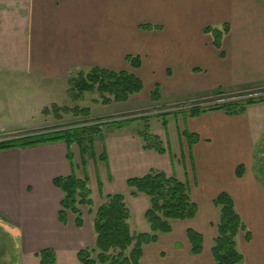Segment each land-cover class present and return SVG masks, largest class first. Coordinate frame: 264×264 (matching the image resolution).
Masks as SVG:
<instances>
[{"label":"crops","instance_id":"obj_1","mask_svg":"<svg viewBox=\"0 0 264 264\" xmlns=\"http://www.w3.org/2000/svg\"><path fill=\"white\" fill-rule=\"evenodd\" d=\"M143 25L164 32L148 33ZM224 26L227 33L216 50L204 30ZM160 35L170 37L159 44ZM192 35L195 39L186 37ZM146 52L153 58L146 64L163 69L172 97L219 89L263 94L264 0H0V140L36 132L23 116L42 113L53 103L56 83L74 70L122 72L133 55L141 59L138 70H143ZM196 71L203 75H192ZM31 82L37 89L34 100L27 95ZM22 84L30 89L24 91ZM137 124L102 136L98 152L104 159L98 156L96 165L104 166L103 182L98 190L125 194L126 206L127 200L131 203L129 225L136 234L150 233L144 219L149 200L126 197L130 179L152 170L173 175L187 182L198 207L192 221L173 222L169 234L144 246L139 264H215L211 250L220 213L213 201L221 193L231 197L246 228L236 239L243 264H264V183L252 170L253 150L264 138V103L249 106L238 117L220 111L187 117L185 129L198 140L190 150L184 147L183 155L170 152L161 133L156 136L166 153L144 150L132 131ZM74 149L78 147L71 148L75 174L83 179ZM66 155L63 143L0 152V226L20 238L17 264H40L36 254L44 249L55 252L56 264H79L78 252L94 247L91 218L83 216L82 228L71 215L66 226L58 220L63 195L52 182L70 176ZM239 165L245 168L241 178L236 176ZM188 230L202 237L200 255L190 252Z\"/></svg>","mask_w":264,"mask_h":264},{"label":"trees","instance_id":"obj_2","mask_svg":"<svg viewBox=\"0 0 264 264\" xmlns=\"http://www.w3.org/2000/svg\"><path fill=\"white\" fill-rule=\"evenodd\" d=\"M142 30L148 28L143 27ZM227 33V27L222 30L217 28H206L204 34L212 40V46L216 50H221L223 36ZM126 62L133 70L141 67L139 57L128 56ZM69 84L73 90L80 94L94 92L95 90L102 95L105 105L126 103L131 97L139 95L143 91L142 81L135 75L127 72H112L101 68H92L86 75L79 72L76 77H70ZM225 90L219 89L214 94H224ZM150 99L158 102L161 99L160 90L155 85L150 93ZM264 103V96L257 98L246 97L242 100H227L212 106L199 107L193 106L188 111L190 118L200 115L220 111L228 117H238L246 113L249 106ZM67 113V110H63ZM46 114V111L43 112ZM74 114L87 116L89 110H74ZM168 116V114L162 115ZM150 117H143L135 120L122 122H110L107 125H91L77 127L84 124L71 125L73 127L65 130L44 133L40 135H27L17 139L0 140V152L10 150H23L38 145L63 143L67 149V160L72 166V171L68 177H60L53 180V186L63 195L60 202L58 220L61 225L66 226L68 215L74 219L77 228L83 227V213L81 208L88 210L92 214L93 200L91 190L88 187L87 176L83 179L76 177L73 167L72 146H77L82 164L85 166V157L94 156V144L97 139L102 140V128L109 127L114 130L127 128L134 122H144L143 129L136 135L143 143V149L154 151L163 155L166 153L165 146L158 136L150 133ZM166 121H162L165 128ZM64 129V128H62ZM44 132V131H43ZM33 134V133H32ZM186 146L190 150L198 138L196 135L182 133ZM100 158L103 160L104 155ZM244 166L236 168V176L241 178L244 174ZM261 175V174H260ZM129 196L136 198L140 195L149 200V208L144 215L150 233L136 234L131 231L130 211L125 204V196L121 194L107 195L101 198V204L92 214L93 231L95 234L94 247L78 252L77 259L79 264H139L142 257V248L146 245L154 244L159 235L169 234L172 230L173 222L192 221L198 212L197 205L190 197V190L187 182L176 179L175 176H168L162 172L150 171L145 176L130 179L126 183ZM215 208L219 210V222L216 226V237L211 250L215 264H243L244 259L237 250L236 239L239 234L245 232L246 228L238 216L231 197L226 193L219 194L213 201ZM188 241L191 246L193 256L200 255L202 252V237L188 230ZM248 238V234L246 236ZM246 238V239H247ZM40 264H56V254L52 249H44L36 254Z\"/></svg>","mask_w":264,"mask_h":264},{"label":"rangeland","instance_id":"obj_3","mask_svg":"<svg viewBox=\"0 0 264 264\" xmlns=\"http://www.w3.org/2000/svg\"><path fill=\"white\" fill-rule=\"evenodd\" d=\"M175 10H179L178 6L180 3H174ZM142 27L148 28L149 32H157V34H161L164 31H161L159 26H147L143 25ZM147 34V32H143ZM156 35V36H158ZM155 36V37H156ZM168 37L167 35H160L158 37L159 44H162ZM187 38L195 39L196 36H186ZM201 37V36H200ZM178 40L176 39V42ZM175 42V43H176ZM134 57L136 55H133ZM152 55L150 52H146V56L142 57L143 63L151 61ZM145 60V62H144ZM127 68H123L124 72L131 73L138 77L143 83V91L136 96L130 98V100L126 103L120 104H110L105 105L103 103V97L96 90L94 92H86L83 94L78 93L73 90L69 84L70 77H76L79 72L83 74H87L91 69L85 70H74L67 76V80L63 82H58L57 89L55 92V98L50 102L48 107L42 110V113L34 114L32 112H28L29 114H25L23 118H29V126L31 129H36V132H30L27 135H40L44 133L53 132L51 130L60 131L65 130L67 128H71L76 124H84L77 127H85L91 125H107L110 122H122L126 120H135L143 117H150L148 124L150 128V133L158 135L161 133L163 135L164 140L167 143V146L173 154L177 152L179 155L180 151L183 155V149L186 147V141L182 137V133L186 130L185 119L189 117L188 111L193 106L199 107H207L212 106L217 103H221L227 100H242L246 97L257 98L264 96L260 91H225L224 94H214V92H206L205 94H190L182 97H172L170 95L169 84L166 83L165 74L163 73V69L159 70V65H145L143 70H133L130 68L129 63H126ZM152 70V71H151ZM192 75L198 76L203 75L202 72L196 71L192 72ZM158 85L160 90L161 99L158 102H153L150 99V93L153 91L155 85ZM28 84H22L23 90L30 89ZM31 90L27 93L32 94V100L37 98L35 95L37 93V89L35 83L31 82ZM59 89V90H58ZM43 98V95H40ZM50 98L48 97V103ZM89 110V114L84 116L82 114H78L77 116L74 114V110ZM63 110H67L63 112ZM46 111V114L43 112ZM32 113V114H31ZM168 114V116H162ZM46 116V117H45ZM166 121V124H169V131L167 129V125L165 128L162 126V121ZM135 123V122H134ZM144 122H140L137 124V130H132L135 126H131V130L137 133L138 131L143 129ZM64 128V129H62ZM74 128V127H73ZM44 131V132H43ZM113 132L109 127L102 128V136L108 135ZM28 133V132H27ZM33 133V134H32ZM25 134V133H24ZM176 136V141L172 143V137ZM21 136H15L13 139L20 138ZM174 138V137H173ZM101 140H96V146L94 149V156H86L85 157V166L82 164V158L80 156L79 150L74 149L76 153V157L80 160V165H82L81 171L79 170V176L84 177L87 176V182L89 181V189L92 192V214L96 211V209L104 203V199L101 198L106 197L102 191L98 190V183L103 182L102 171L103 167H99L97 164V157L100 159L99 147L101 145ZM177 149H175L174 144L177 143ZM101 168V169H100ZM252 170L256 172L258 178L262 180L264 183V138L255 146L253 150V165ZM261 174V175H260ZM90 178V180H88ZM95 193V195H94ZM97 194V195H96ZM125 195V194H124ZM127 198H130L129 193L126 194ZM127 208L131 209V203L127 200ZM95 210V211H94ZM84 218H91V223L93 222L94 217L88 216V210L85 208H81ZM134 217L136 215H133ZM72 217L69 215V219ZM90 223V224H91ZM92 226V224H91ZM93 232V228H92ZM94 235V233H93ZM95 242V235H94ZM20 238L17 235V238L14 235H11L4 227L0 226V264H17L18 258L20 261L21 251H20Z\"/></svg>","mask_w":264,"mask_h":264}]
</instances>
